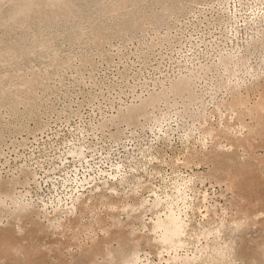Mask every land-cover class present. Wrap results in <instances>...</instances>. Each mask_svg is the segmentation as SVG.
<instances>
[{
    "label": "rangeland",
    "instance_id": "rangeland-1",
    "mask_svg": "<svg viewBox=\"0 0 264 264\" xmlns=\"http://www.w3.org/2000/svg\"><path fill=\"white\" fill-rule=\"evenodd\" d=\"M133 246L264 264V0H0V264Z\"/></svg>",
    "mask_w": 264,
    "mask_h": 264
},
{
    "label": "bare ground",
    "instance_id": "bare-ground-1",
    "mask_svg": "<svg viewBox=\"0 0 264 264\" xmlns=\"http://www.w3.org/2000/svg\"><path fill=\"white\" fill-rule=\"evenodd\" d=\"M25 11H27L26 9H24V12ZM17 15H18V11L14 14V15H12V17H11V19H13V18H15V17H17ZM8 55H12V57L14 56V54L12 53V51L11 52H9L8 53ZM221 58V57H220ZM225 57H223V59H224ZM227 58V57H226ZM230 60H231V58H230ZM220 61H223V60H220ZM219 61V62H220ZM234 61V60H233ZM232 61V62H233ZM224 62H226V60L224 59ZM231 62V63H232ZM234 62H236V61H234ZM222 62H220V64H221ZM229 63V62H228ZM226 65H228V64H226ZM231 66V65H230ZM233 67H234V65H233ZM225 68H226V66H225ZM224 68V69H225ZM231 70V69H230ZM227 71V70H226ZM229 72V71H228ZM232 72V71H231ZM227 73V72H226ZM187 78V77H186ZM189 78H190V76H189ZM192 78H193V76H192ZM185 79V78H184ZM189 80V79H188ZM188 80L186 79L183 83V85H185V86H187V83H188ZM192 80V79H191ZM190 80V82H192ZM194 80V79H193ZM180 81V80H179ZM189 82V83H190ZM188 83V84H189ZM172 84V83H171ZM190 84H192V83H190ZM171 86V85H170ZM174 87V86H173ZM233 89V88H232ZM232 89H231V91H232ZM171 90V89H170ZM233 93V92H232ZM236 93V92H235ZM239 94V93H238ZM150 99V98H149ZM228 103V102H227ZM158 104V103H157ZM224 104V103H223ZM230 106L232 107V102H231V104H230ZM219 108V107H218ZM189 112V111H188ZM199 112V111H198ZM193 113V112H192ZM200 113V112H199ZM188 114H190V113H188ZM187 114V115H188ZM195 114V113H194ZM194 117H196V116H194ZM199 117V116H198ZM191 118H192V116H191ZM200 118H201V116H200ZM200 128H201V126H200ZM209 134V133H208ZM215 156V155H214ZM156 202V201H155ZM154 202V203H155ZM125 204V203H124ZM137 204V203H136ZM136 204H134V205H136ZM138 205H140L139 203H138ZM143 205V204H142ZM127 206V205H126ZM128 207H130V206H128ZM145 207V206H144ZM143 207V208H144ZM140 208V207H139ZM138 208V209H139ZM128 208L126 207V210H127ZM131 209V208H130ZM129 210V209H128ZM136 210V209H135ZM144 210V209H143ZM134 211V210H133ZM139 211H142V210H139ZM119 213V212H118ZM130 213H132V212H130ZM134 213V212H133ZM142 214V213H141ZM55 221H56V218L54 219ZM50 222V221H49ZM48 222V223H49ZM53 222V221H52ZM51 222V223H52ZM62 222V221H61ZM113 223V222H112ZM60 224V223H59ZM58 224V225H59ZM114 224H116V223H114ZM57 225V224H56ZM112 226V225H111ZM178 235H179V231H178V229L177 230H172V231H166V232H164V233H162L161 235H158V237H157V241H155V242H157V244L158 245H160V248H161V250L162 249H164V251H166V252H170V251H176L179 247H180V243H179V241H178ZM129 237V236H128ZM155 237V236H154ZM154 239V238H153ZM136 245H138V244H136ZM159 247V246H158ZM123 248V247H122ZM117 249V248H116ZM129 249V248H128ZM136 249V248H135ZM139 249V248H138ZM115 250V249H114ZM133 250H134V246H133ZM117 252L119 251V250H116ZM115 251V252H116ZM130 251V250H129ZM108 252H113V250H110L109 249V251ZM121 252H122V250H121ZM121 252H120V254H121ZM125 252V251H124ZM134 252H136V250H134L133 251V253H132V255H130L129 257L127 256H124V257H122L121 258V263L122 264H125V263H136V259H137V255L136 254H134ZM123 254V253H122ZM126 254V253H125ZM111 255H112V253H110L109 254V256H110V258H111ZM124 255V254H123ZM123 255H121V256H123ZM128 255H129V253H128ZM120 256V255H119ZM113 257V256H112ZM115 257V256H114ZM169 260L168 261H170V262H168V264H176V259L174 258V257H169L168 258ZM111 260H112V258H111ZM113 261V260H112ZM111 261V262H112ZM120 261V260H119ZM119 263V262H118Z\"/></svg>",
    "mask_w": 264,
    "mask_h": 264
}]
</instances>
